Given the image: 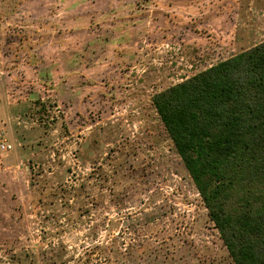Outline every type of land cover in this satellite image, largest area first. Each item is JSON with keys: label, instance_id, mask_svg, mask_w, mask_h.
Returning <instances> with one entry per match:
<instances>
[{"label": "rangeland", "instance_id": "obj_1", "mask_svg": "<svg viewBox=\"0 0 264 264\" xmlns=\"http://www.w3.org/2000/svg\"><path fill=\"white\" fill-rule=\"evenodd\" d=\"M262 41L264 0H0V264H234L152 96Z\"/></svg>", "mask_w": 264, "mask_h": 264}, {"label": "trees", "instance_id": "obj_2", "mask_svg": "<svg viewBox=\"0 0 264 264\" xmlns=\"http://www.w3.org/2000/svg\"><path fill=\"white\" fill-rule=\"evenodd\" d=\"M152 104L234 264H264V41Z\"/></svg>", "mask_w": 264, "mask_h": 264}, {"label": "built area", "instance_id": "obj_3", "mask_svg": "<svg viewBox=\"0 0 264 264\" xmlns=\"http://www.w3.org/2000/svg\"><path fill=\"white\" fill-rule=\"evenodd\" d=\"M1 147H2V149H6L7 147H9V145L2 144Z\"/></svg>", "mask_w": 264, "mask_h": 264}]
</instances>
